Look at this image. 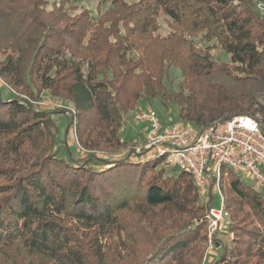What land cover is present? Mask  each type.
I'll list each match as a JSON object with an SVG mask.
<instances>
[{"label":"trees","instance_id":"16d2710c","mask_svg":"<svg viewBox=\"0 0 264 264\" xmlns=\"http://www.w3.org/2000/svg\"><path fill=\"white\" fill-rule=\"evenodd\" d=\"M107 1L105 13L72 16L71 0H0L18 25L10 40L0 33L9 88L0 90V264H115L116 243L130 264H202L217 184L234 237L214 264H264L263 191L223 169L203 204L190 172L168 175L164 157L138 161L132 149L120 155L126 117L142 100L166 99L173 120L200 128L242 114L264 125V102L247 90L261 82L264 92V17L253 0ZM160 14L174 24L165 36ZM216 46L229 63L212 58ZM172 69L176 89L165 82ZM43 91L71 104L63 112L84 156L62 155L60 109L36 103Z\"/></svg>","mask_w":264,"mask_h":264},{"label":"built area","instance_id":"2783aa9c","mask_svg":"<svg viewBox=\"0 0 264 264\" xmlns=\"http://www.w3.org/2000/svg\"><path fill=\"white\" fill-rule=\"evenodd\" d=\"M133 125L146 142V156L156 152V158L164 157V164L190 172L202 199H207L209 185L213 179L219 181L223 169L241 177L250 174L264 187V125L250 115L200 128L189 120H165L158 112L146 109L134 115ZM221 199L220 208L207 210L211 244L213 233L229 216L222 194Z\"/></svg>","mask_w":264,"mask_h":264},{"label":"rangeland","instance_id":"374dc122","mask_svg":"<svg viewBox=\"0 0 264 264\" xmlns=\"http://www.w3.org/2000/svg\"><path fill=\"white\" fill-rule=\"evenodd\" d=\"M48 1L53 2L55 0H48ZM126 1L129 3H133L139 0H126ZM253 1L255 2L254 6L256 10L259 12L261 16L264 17V2L259 0H253ZM69 6L72 7L71 10H69V14H71L72 16L85 8L92 10L95 16H98L100 13H105L106 11L112 8L110 1L107 0H71ZM8 20L9 19L6 16L3 17V15L0 14V33H2L4 35L3 37H5L7 40H10V37L12 38L14 33L17 31L18 25L14 26L13 24H10ZM157 21L159 24V33L162 36L168 35L170 32L174 30V24L165 14H160ZM199 35H201V32L199 33ZM197 46L204 47V44L201 45L200 43H198ZM211 56L217 62L218 65L230 62L229 54L220 46H216L211 51ZM214 80L217 83H223L228 87L235 88V85L229 79H225L224 76H216L214 77ZM180 81H181V74L180 71L177 69H172L169 72L168 79L165 80L167 85H169L168 87H171L173 89H176L177 84ZM0 90H3L4 95L9 94V88L7 87V84L5 83L2 77H0ZM247 90L255 94L258 97V100L264 102V92L261 82L255 84L248 82ZM165 100L166 99L163 100L161 98L151 99V101L142 100L137 105L136 109H134L127 115L126 122L121 130V138L123 141L127 142V149L125 148L124 151H121L120 155H123L127 150L132 149L134 150V154H133L134 157H132L134 160L137 159L138 161H145L148 159V157H151L152 159L156 158V152L153 151L149 152V156H146V153L143 152L144 150H146V149L143 150V148H146L145 147L146 142L144 141V138L139 134L137 128L133 125V117L139 110L151 109L158 112L159 115H161L165 120H170L172 118H175L176 115H174L173 106H171V103L169 101L165 102ZM36 103L39 106H41V108L43 109H49V110L60 109L59 114L55 115V122L57 124V137H58L57 147H60L62 155H65L66 151L70 150L72 154L75 155L76 157L84 156L85 152L80 148L77 142L75 136V130L72 127L68 128L67 119L65 113L63 112V111L70 112L71 104L67 102V100L65 99L53 97L47 91L42 92L41 98L38 101H36ZM139 148L140 150H138ZM98 167H102V166L98 165ZM163 168L166 174L168 175H176L179 172L178 168H173L171 166H168L167 164H164ZM226 172L227 170H223V175L226 174ZM262 172H264V168L262 169ZM242 178L247 184L252 185L254 189L264 192V187L259 185L254 180V177H252L250 174L246 173L242 175ZM219 188L217 187V185L214 188V193H213L214 208H220L222 205V199H221V194L219 192ZM205 201L206 199H202L201 203L204 204ZM160 211H161L160 209H157L156 211L157 215L155 218V223L156 221H159V219L163 217V214ZM127 216L128 217L127 219H125V223L126 221H131L132 219L130 213H127ZM207 224H208V240L205 243V251L201 263L214 264L217 261L218 257L222 254L224 248L223 246L230 245L231 240L234 237V234L230 232L231 215L229 214V216L222 222L221 227L218 228L213 233L212 236L213 244H211L210 236H209L210 235L209 221L207 222ZM127 228L128 230H130V228L133 227L131 224H127ZM215 237L220 239L219 241L222 242V245H220L219 242L217 244L215 243ZM124 238L127 240L126 243L128 247H131L133 240L131 239L128 240L127 237ZM114 243L115 242H113V244ZM144 245L146 244L144 238H142L141 241H138L137 248L142 250ZM111 254H113L111 259L116 261V263H120V264H130L132 263L134 257L132 255L130 257L127 255V253L125 254L124 251H121V246L118 247V243H116V248H114V252L113 250L111 251ZM143 256L144 255L139 257V261L141 258H143Z\"/></svg>","mask_w":264,"mask_h":264}]
</instances>
